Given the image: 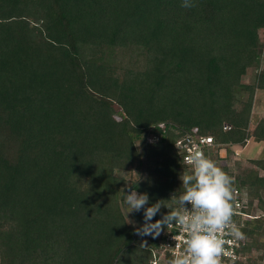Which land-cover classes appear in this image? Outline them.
I'll use <instances>...</instances> for the list:
<instances>
[{"label": "trees", "instance_id": "trees-1", "mask_svg": "<svg viewBox=\"0 0 264 264\" xmlns=\"http://www.w3.org/2000/svg\"><path fill=\"white\" fill-rule=\"evenodd\" d=\"M192 2L0 0V264H150L159 240L125 194L148 207L181 189L185 133L228 153L264 141V0ZM135 162L146 176L126 183ZM252 163L234 188L264 211ZM241 232L240 253L264 254V213Z\"/></svg>", "mask_w": 264, "mask_h": 264}, {"label": "clouds", "instance_id": "clouds-1", "mask_svg": "<svg viewBox=\"0 0 264 264\" xmlns=\"http://www.w3.org/2000/svg\"><path fill=\"white\" fill-rule=\"evenodd\" d=\"M194 6L192 0H182L181 7ZM183 163L188 167L180 175L182 187L170 200L157 201L146 207L149 195L130 190L125 194L124 204L128 214L144 209L145 224L142 229H137L138 234L159 236L164 227L179 229V234L173 238L182 242L183 248L179 250L180 244H176L178 251L168 264H221L224 246L231 243L224 238L225 235L244 238L232 220L234 178L195 145L184 156ZM166 202L174 206L170 207ZM162 208L168 209L167 214L152 223Z\"/></svg>", "mask_w": 264, "mask_h": 264}, {"label": "built area", "instance_id": "built-area-1", "mask_svg": "<svg viewBox=\"0 0 264 264\" xmlns=\"http://www.w3.org/2000/svg\"><path fill=\"white\" fill-rule=\"evenodd\" d=\"M163 128V124L158 126ZM224 130H228V126L223 127ZM149 140V139H148ZM195 145L197 148L202 150L206 156L212 158V152L218 149L217 145L214 143L211 137H198L195 133H185L177 142L176 147L182 153V161L184 156L189 154L191 148ZM219 150V149H218ZM185 165V164H184ZM187 166V165H185ZM188 167V166H187ZM235 181V179H234ZM244 191L235 188L234 192V215L232 217L233 222L239 228L241 232V226L243 221L246 219H255L257 217L253 216L252 206H248V201L243 193ZM249 208L250 213L246 214L245 210ZM179 234V229L177 227L168 228L164 227L160 235L157 236L159 240V245L155 250H152V258L150 264L153 261L156 264H168V261L173 258V254L178 251L176 244H180V249L182 250L183 244L180 241H175L174 236ZM226 240L231 241V243H226L224 248L225 252L221 256V264H245L248 261V253H240V250L248 243V239H237L232 235H225Z\"/></svg>", "mask_w": 264, "mask_h": 264}, {"label": "rangeland", "instance_id": "rangeland-1", "mask_svg": "<svg viewBox=\"0 0 264 264\" xmlns=\"http://www.w3.org/2000/svg\"><path fill=\"white\" fill-rule=\"evenodd\" d=\"M260 37L264 42V31L260 32ZM260 69L264 70V62L261 63ZM257 72L258 70L256 69L249 70L242 78V83L251 84L254 81ZM251 116L250 130L254 128L260 119H264V91H256ZM116 117L118 118V116ZM154 135L148 136V145L156 140V135ZM211 154L213 159H219V161L216 162L218 165H225L228 167V169H230L229 176L239 180L243 178L245 170L255 168L254 164L252 163L253 160L264 159V141L256 142L253 139H249L243 146H232L229 150V153L225 149H217ZM121 173L125 178L126 183L133 182L140 177L146 176L145 171L140 166H138L137 162L133 164V167H130ZM243 193L245 195V191ZM252 208L254 212L253 216L255 217H258L261 215V213H264V211H260L257 208L256 202H253ZM248 242H250V240ZM248 258L249 263L252 262L253 264H264L263 252L258 251L255 248H253L251 252L248 253Z\"/></svg>", "mask_w": 264, "mask_h": 264}]
</instances>
